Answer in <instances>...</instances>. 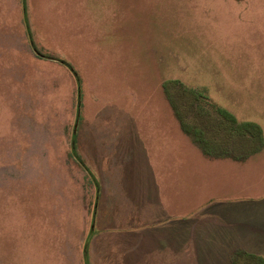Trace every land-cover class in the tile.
<instances>
[{"label": "rangeland", "instance_id": "obj_1", "mask_svg": "<svg viewBox=\"0 0 264 264\" xmlns=\"http://www.w3.org/2000/svg\"><path fill=\"white\" fill-rule=\"evenodd\" d=\"M167 81L264 130V0H0V264H86L102 217L96 176L135 186L140 157L158 164L169 145L189 150L179 197L199 211L183 264H231L235 243L264 257V149L247 167L207 162ZM132 207L115 224L138 226ZM155 232L91 236L90 258L173 264Z\"/></svg>", "mask_w": 264, "mask_h": 264}, {"label": "crops", "instance_id": "obj_2", "mask_svg": "<svg viewBox=\"0 0 264 264\" xmlns=\"http://www.w3.org/2000/svg\"><path fill=\"white\" fill-rule=\"evenodd\" d=\"M242 82L243 81L239 84ZM246 85L247 82L240 86L241 88H244L243 93H248L247 89H245L247 88ZM241 103L245 104L246 101ZM222 108L228 110L237 118L236 114L230 108ZM237 120L239 122L256 123L261 127L264 138V130L260 125L261 123L259 124L256 120L240 121L238 118ZM163 148L170 149L171 152L168 153V155L174 152L184 155L185 157H181L180 165L174 166V162L170 163V161L176 160L177 156H172V158L169 159L167 158V155L163 158V161H159L158 164L148 165L147 167L143 160L145 155H143L140 157V169L136 171L137 173L134 179L136 182L135 186L133 184L128 186L126 178L120 177L119 171L113 173L106 181H99L96 176L100 188L99 206L102 208V217H100L98 222L100 224L99 232H92L91 236L93 238L96 235L108 234V232L117 234L120 233V231L125 230L131 231L134 235L139 234L140 232L142 233L143 231H156L155 233H157L158 238H161L162 235L166 238L165 245H169L168 249H166L169 251V253H167L169 254V256H167L169 261L173 264H183V255L184 253H187L188 239L190 235L194 233V231L197 232L198 236L201 234L198 232V227L190 226L189 224L190 218L195 216L199 211L194 210L192 211V214H190L187 208L188 202L186 201V209L184 210V202L183 199H181L183 194L187 196L188 179L185 173H187L188 170L186 169V165L188 162L189 150L177 149L176 151H173L171 150V145L167 147L163 146ZM262 150L259 153L250 156L244 162L234 161L232 159H210L204 156L202 152L201 153L203 158L208 160L207 162L213 163L215 166L224 165L227 166V168L235 169L236 167H247L254 158L260 156ZM140 153L141 152L137 153V156H139ZM184 186L186 189L185 192L183 191ZM174 187H177L176 190ZM180 188L181 194L183 192L181 198L179 197ZM130 196L131 198H129ZM247 199H240L241 201L239 202L241 204L250 203ZM132 205H135V212L139 215V221H141V223L138 226H129L127 228H122L115 224L120 220L130 221L133 219L131 216V211L134 212ZM95 218L96 221H98V212ZM108 223L113 224L111 225V228H109ZM90 237L87 238L86 241V264L93 263L90 258V245L92 240ZM217 246L219 247L220 245ZM249 248L250 247H246L245 245H237L235 243L227 253L229 255V253L232 251L235 252L236 250H244L253 253L249 251ZM253 254H257V252H254ZM95 262L96 261L94 260V263Z\"/></svg>", "mask_w": 264, "mask_h": 264}, {"label": "trees", "instance_id": "obj_3", "mask_svg": "<svg viewBox=\"0 0 264 264\" xmlns=\"http://www.w3.org/2000/svg\"><path fill=\"white\" fill-rule=\"evenodd\" d=\"M25 21L28 27L27 19ZM61 62L73 71V76L79 81L72 66L64 60ZM176 84L175 81L164 83L166 98L182 132L204 156L210 159L244 162L264 148L263 131L259 125L253 122H239L231 112L207 98L205 91L183 88L180 97L173 89ZM190 112H193V115L191 113L192 116L188 118ZM80 163L89 174H93L91 167L82 159ZM231 264H264V257L236 250Z\"/></svg>", "mask_w": 264, "mask_h": 264}]
</instances>
